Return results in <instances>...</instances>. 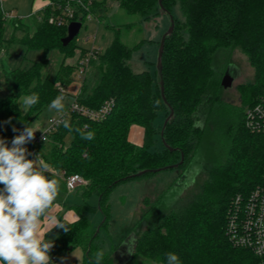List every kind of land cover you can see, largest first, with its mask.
Listing matches in <instances>:
<instances>
[{
	"label": "trees",
	"instance_id": "trees-1",
	"mask_svg": "<svg viewBox=\"0 0 264 264\" xmlns=\"http://www.w3.org/2000/svg\"><path fill=\"white\" fill-rule=\"evenodd\" d=\"M65 0H48L41 10L32 13L34 31L14 21V32L4 36L6 19L0 10V51L12 45H22L26 50L41 49L44 54L58 50L63 59L53 77L44 74L48 59L44 57L21 68H3L8 94L0 96V138L11 147L12 139L41 113L56 96L65 93L60 87L68 86L77 72V65L66 63L78 47L75 38L63 46L67 25L49 21L50 16L62 13V8L51 5ZM84 3L89 0H83ZM92 13H102L110 1H117L130 14H140L149 19L160 12L159 0H90ZM172 13L179 4L183 19L174 16L175 27L165 40L162 76L164 101L157 68L155 71L136 72L129 63L134 50L120 37L121 27L115 28L112 42L90 62L81 79L77 96L80 104L98 108L106 100L115 101L112 112L102 121H92L75 112L70 113V129L57 127L48 141L38 145L45 162L67 175L79 173L84 182L79 189L84 201L70 205L77 218L68 223L69 231H61L50 252L53 258L75 246L84 250V258L75 264H96L101 252L94 244L96 229L88 213L101 212L106 225L110 215L108 198L111 190L123 181L138 177L139 171L179 163L186 171L196 151L213 129L219 131L215 121L221 100V84L215 77L213 60L217 51H231L238 47L248 57L254 68V79L239 84L244 109L253 105L264 94V0H162ZM75 18L84 22L89 11L78 9ZM82 12L80 16L79 13ZM85 12V13H84ZM55 13V14H53ZM98 16V17H100ZM126 24L125 28H130ZM17 31L22 32L18 36ZM86 53V49H82ZM2 65V64H1ZM38 93L39 103L28 111L20 106L18 98ZM174 110V117L163 128L156 124L159 111ZM245 111V110H244ZM88 124L87 128L84 127ZM142 127L144 141L133 143L129 138L132 126ZM16 129V131H13ZM81 131L94 132L93 140L81 138ZM218 129V130H217ZM70 134L71 140L65 142ZM173 150H151L156 136ZM227 150L223 161L210 165L207 177L196 193L176 201L173 207L156 213L150 225L143 226L134 242L133 256L150 262L166 264L165 254L176 253L180 264H257V257L246 248L235 247L225 233L226 214L232 197L238 192H248L264 184V133H253L243 120L229 123L222 129ZM27 145V144H26ZM25 145V146H26ZM179 173V177L183 175ZM140 175V176H142ZM2 186V185H0ZM95 195L97 204L88 198ZM133 258V257H132ZM110 254H104L100 264H108Z\"/></svg>",
	"mask_w": 264,
	"mask_h": 264
},
{
	"label": "rangeland",
	"instance_id": "rangeland-1",
	"mask_svg": "<svg viewBox=\"0 0 264 264\" xmlns=\"http://www.w3.org/2000/svg\"><path fill=\"white\" fill-rule=\"evenodd\" d=\"M2 5L4 10L12 12L15 16V18H8L6 20L4 32L6 38H9L14 32V21L18 20V18H20L21 24L29 27L30 32L34 31V18L31 13L41 8L38 7V0H3ZM61 5L63 6V10L70 6L75 11L82 9L92 14L89 18L86 15V19L75 38L78 47L73 56L66 57V63L76 66L77 59L85 55L82 50L83 48H96L102 52L114 39L115 28L121 27L120 37L123 42L130 47L140 43L134 50L132 58L129 60L132 68L136 72L143 70L153 72L156 70L159 43L171 22L168 13L160 11L157 15L149 19H144L138 13L130 14L126 12L117 1L108 2L106 11L102 13V16H100L99 12H91L93 4L90 0L87 3H84L83 0H65ZM51 6L54 9L59 7L56 3ZM81 13H79L80 16ZM76 15V12L73 13L70 17L71 21H77L75 18ZM172 15L181 20L183 19V13L179 4L173 7ZM126 24H131L132 26L125 28ZM17 35H22V32L17 31ZM216 54L217 57L213 60L216 79L221 84L223 76L229 68L235 78L231 87L225 88L221 84L220 92L222 103H218V110L214 116L217 127L220 130L215 131L216 129H211L207 133L205 141L192 157L186 171L178 167L169 168L131 178L114 187L108 198L110 215L106 225L103 227L98 228L99 223L104 219L101 212L88 213L94 230H97V228L99 230L94 244L100 247L101 252L104 254H110V262L108 264H116L114 260L115 248L138 225H150L154 219L148 217H152L156 213L159 214L163 210H168L174 206L176 201L184 199L192 193H196L199 185L205 181L210 165L218 161H223L226 156L227 144L226 140H223L222 129L229 123L236 125L243 120L245 109L238 86L239 84L250 82L254 79V68L250 65L247 55L238 47L231 51L220 49ZM44 55L48 59V65L44 69V74L53 77L63 59V54L58 50H50L44 54L41 49H30L27 51L22 45H12L8 48V53L5 50H1L0 96L8 94L3 68H24L35 61H40ZM80 86L81 79L76 72L72 82L68 86H65V109L71 106L72 96L78 92ZM24 96L26 95L18 98L20 105ZM49 104L32 121L31 126L45 131L50 125V117H58L59 113L48 110ZM165 115L166 111H159L155 123L160 125L164 123L169 114L167 116ZM41 131H37L36 133H41ZM129 138L133 143L141 145L144 141L142 127L138 125L132 126L129 132ZM156 138L155 145L151 150L163 148L161 138L158 135ZM70 140L71 135L68 134L65 137V142L69 143ZM183 171V175L179 177V173ZM58 173L61 181V191L56 201L53 214L67 225L70 222L68 219L69 216L74 215L72 212H69L70 205L82 203L84 198L79 188H67L65 175L61 172ZM88 201L92 204H97V197L93 195L88 198ZM62 230L60 228H54L47 234L46 238L53 241L55 237L59 236ZM83 258L84 250L80 246H75L68 251L57 254L53 260V264H75L81 262ZM127 264L160 263L150 262L140 256H133Z\"/></svg>",
	"mask_w": 264,
	"mask_h": 264
},
{
	"label": "clouds",
	"instance_id": "clouds-1",
	"mask_svg": "<svg viewBox=\"0 0 264 264\" xmlns=\"http://www.w3.org/2000/svg\"><path fill=\"white\" fill-rule=\"evenodd\" d=\"M65 101L63 94L56 96L48 110L63 113ZM38 103L39 95L33 92L22 98L20 106L28 111ZM63 126L71 130L68 120ZM37 131L41 130L28 124L12 139L11 147L0 138V264H53L50 252L54 241L47 239V234L54 228L69 231L53 214L61 191L58 171L40 155L29 159L31 153L25 147ZM76 131L82 139H94L92 131ZM102 257L103 252H98L96 264ZM165 258L166 264H180L176 253L168 252Z\"/></svg>",
	"mask_w": 264,
	"mask_h": 264
},
{
	"label": "built area",
	"instance_id": "built-area-1",
	"mask_svg": "<svg viewBox=\"0 0 264 264\" xmlns=\"http://www.w3.org/2000/svg\"><path fill=\"white\" fill-rule=\"evenodd\" d=\"M2 2L3 0H0V10L3 13V18L6 20L15 18L12 12L3 9ZM58 6L62 8V13L51 16L49 21L68 26L71 22L70 17L75 12L70 6L65 10H63L61 4H58ZM90 16L92 14L89 12L87 18ZM81 18L79 17L77 20L82 22ZM99 52H101L100 49L96 48L86 49L85 55L77 59V75L80 79L87 73L91 60ZM60 89L65 93V88L60 87ZM114 104V99L110 98L100 107L91 108L80 104L77 96H75L72 99L71 106L64 109L63 113H59L58 117H50L49 127L41 133H35V138L25 146L28 152L31 153L29 159H35L40 155L45 160L38 150V145L45 142V135L47 137L46 141H48L70 113L75 112L92 121H102L112 112ZM244 124L253 133H264V94L253 105L245 109ZM85 126H88V124L86 123ZM65 182L67 188L76 189L83 184L84 179L79 173H70L65 175ZM225 233L233 246L251 250L257 257V264H264V184H258L248 192H238L232 197L226 214Z\"/></svg>",
	"mask_w": 264,
	"mask_h": 264
},
{
	"label": "water",
	"instance_id": "water-1",
	"mask_svg": "<svg viewBox=\"0 0 264 264\" xmlns=\"http://www.w3.org/2000/svg\"><path fill=\"white\" fill-rule=\"evenodd\" d=\"M159 5H160V11L161 12H166L170 15V26L168 30L163 34L161 37L160 43H159V50H158V55H157V62H156V68H157V74H158V80L160 84V88L162 91V95L164 98V101L166 102V98L164 95V80L162 76V69H163V52H164V47H165V40L166 38L172 34L174 27H175V20L170 11H168L164 5L162 0H159ZM82 26V22L80 20L77 21H71L68 26H67V35L62 38V44L63 46H67L79 33L80 28ZM234 75L231 73L230 68L226 71L225 75L223 76L222 79V86L225 88L231 87L234 81ZM174 117V110L170 108V113L166 117L164 123H163V128L166 126V124L171 121ZM23 129H20L19 133H21ZM164 145L169 148L170 150H173L172 147H170L168 144H166L163 140ZM181 160L179 163L163 166L160 168L152 169L153 171H160V170H165L169 168H177L180 163L183 161V153L181 154ZM151 169H144L139 171L136 176H140L146 172H149ZM99 228V227H98ZM98 228L96 230V234L98 233ZM142 225H138L136 229H134L121 243L120 245L115 248V253H114V260L116 264H127L131 261L133 257V251H134V242L136 239L137 234L141 231Z\"/></svg>",
	"mask_w": 264,
	"mask_h": 264
},
{
	"label": "crops",
	"instance_id": "crops-1",
	"mask_svg": "<svg viewBox=\"0 0 264 264\" xmlns=\"http://www.w3.org/2000/svg\"><path fill=\"white\" fill-rule=\"evenodd\" d=\"M38 2H39V5H38V7H41L40 9H36V11L37 10H41L45 5H47L48 4V0H38ZM32 13H34V12H32ZM31 13V14H32ZM70 209V208H69ZM69 212H72L74 215H70L69 216V221L71 222V221H73V220H75L76 218H77V215H76V213L74 212V210L73 209H70L69 210ZM69 214V213H68ZM68 225V224H67ZM56 238V237H55ZM55 240V239H54ZM53 240V241H54Z\"/></svg>",
	"mask_w": 264,
	"mask_h": 264
}]
</instances>
